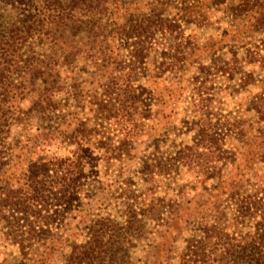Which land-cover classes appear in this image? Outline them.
<instances>
[{"label":"rangeland","instance_id":"rangeland-1","mask_svg":"<svg viewBox=\"0 0 264 264\" xmlns=\"http://www.w3.org/2000/svg\"><path fill=\"white\" fill-rule=\"evenodd\" d=\"M7 9L16 17L34 12L24 4ZM106 14L108 58L93 62L79 55L64 65L55 109H31L29 124L13 126L14 153L0 167V194L2 184L17 185L26 160L71 156L76 144L62 140H83L95 160L76 173L80 189L72 204L80 200L84 210L121 219L128 203L119 196L123 178L140 201L131 216L126 264H181L189 240L216 218L224 231L251 237L260 213L244 208L239 216V207L264 202V0H109ZM82 38L78 44L87 40ZM136 38L144 57L130 71L128 50L137 49L129 42ZM112 75L130 79L127 137L112 119L96 115ZM119 141L129 143L121 162L111 147ZM63 212L56 223L63 220L72 229L79 224L81 212ZM60 234L40 241L28 264H58ZM3 238L0 233V264L17 262L15 245Z\"/></svg>","mask_w":264,"mask_h":264},{"label":"trees","instance_id":"trees-1","mask_svg":"<svg viewBox=\"0 0 264 264\" xmlns=\"http://www.w3.org/2000/svg\"><path fill=\"white\" fill-rule=\"evenodd\" d=\"M23 4L33 6L34 12L16 17L11 12L13 9H7L8 5ZM108 4L109 0H0V167L11 162L14 153L13 126L23 121V125L29 124L27 112L31 109L45 111L50 106L55 109L58 103L52 98L60 90L58 82L64 65L74 62L79 55L90 56L93 62L108 58ZM149 32L151 38L153 32ZM124 34L127 41L130 32ZM84 37L87 40L78 44L76 38ZM137 43H140L137 38L129 42V46L137 49L128 50L130 63L126 66L130 71L142 65L144 54L141 55ZM118 78L112 75L103 85L96 115L101 120L112 119L117 132L127 137L130 136V79L123 82ZM88 131L86 128L85 133ZM62 141L76 144L71 156L53 153L48 160L29 159L28 164L26 160L17 185H1L0 233L7 244L15 245L19 256L12 264H28L39 242L55 236L58 230L61 237L64 235L58 264H105L107 258L111 264L128 263L133 237L130 236V221L134 219L131 216L140 204L137 195L128 191L129 180L123 178L120 184L119 196L128 203L120 211L119 220L110 211L84 210L80 200L72 204L80 189L76 173L95 159L89 156V148L83 145V140ZM119 142L111 147L117 151L116 161L121 162L129 143ZM197 145L196 142L187 148ZM35 149L33 145L30 152ZM196 158L188 159L187 165L198 162ZM105 163L110 161L105 160ZM60 203L64 206L59 209L52 206ZM243 205L240 211L245 208L248 213H253L252 209L260 213L261 220L256 222L254 235L247 238L230 234L219 227L216 218V223L205 228L202 236L189 240L181 264H264V202ZM73 207L81 212L79 224L72 229L64 225L63 220L56 223V214L63 209V213H67ZM244 214L245 210L239 216ZM85 219L88 223L84 224Z\"/></svg>","mask_w":264,"mask_h":264}]
</instances>
